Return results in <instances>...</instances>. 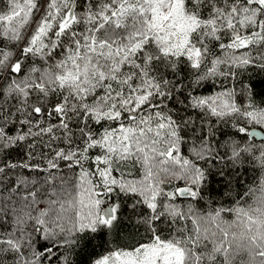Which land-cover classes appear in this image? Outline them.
<instances>
[{
  "label": "snow or ice",
  "instance_id": "snow-or-ice-1",
  "mask_svg": "<svg viewBox=\"0 0 264 264\" xmlns=\"http://www.w3.org/2000/svg\"><path fill=\"white\" fill-rule=\"evenodd\" d=\"M0 264H264V0H0Z\"/></svg>",
  "mask_w": 264,
  "mask_h": 264
}]
</instances>
